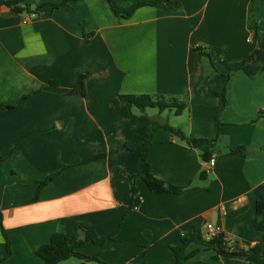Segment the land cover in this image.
<instances>
[{
  "label": "crops",
  "instance_id": "0c3cea01",
  "mask_svg": "<svg viewBox=\"0 0 264 264\" xmlns=\"http://www.w3.org/2000/svg\"><path fill=\"white\" fill-rule=\"evenodd\" d=\"M15 1L40 10L32 16L2 5ZM149 1L0 0V105L14 106L0 113V155L10 154L0 162V211L12 250L5 258L0 228L1 264H45L40 247L55 233L73 238L79 229L98 235V243L79 251L106 264H175L171 246L192 232L209 238L208 224L222 228L234 251L264 244L255 226L257 203L264 201V72L228 77L264 47V0L139 6ZM115 11L133 14L125 19ZM84 76L86 96L75 90ZM123 95L188 99L180 116L146 115L193 138L223 134L216 165L202 180L207 164L200 153L165 129L154 131L152 173L193 187L180 195L156 193L137 179V203L125 219L129 177L138 172L151 124L136 117L138 110L130 119L121 116ZM52 175L37 197L38 183ZM196 250L186 264H248L214 261L216 252L198 244L187 252Z\"/></svg>",
  "mask_w": 264,
  "mask_h": 264
},
{
  "label": "trees",
  "instance_id": "16d2710c",
  "mask_svg": "<svg viewBox=\"0 0 264 264\" xmlns=\"http://www.w3.org/2000/svg\"><path fill=\"white\" fill-rule=\"evenodd\" d=\"M111 1V0H108ZM165 0H154L149 2L140 3L139 6H161ZM169 1V0H168ZM21 1L4 3L2 5L8 6L12 8V10L16 12H24L28 11L31 15L38 14L40 7L36 9H31L29 7L20 8L19 4ZM0 5V6H2ZM61 4L60 6H63ZM59 6V7H60ZM58 7V6H57ZM42 8V7H41ZM117 15L123 16L125 19H128L132 16L133 11L128 12H118L115 11ZM196 52H199L204 60L209 61L211 64V56L208 53H205L202 48L197 47L195 49ZM214 69V67H213ZM217 71H213L215 74ZM237 72L243 73L245 76L254 79L259 74L264 72V47L257 48L251 58L245 60L238 67L231 69L228 73V77H231ZM213 75L209 76L212 77ZM86 78L84 76L78 86L76 87V92L81 94L82 96L87 95L86 90ZM215 95L222 96L225 99V93L215 92ZM122 110L121 116L124 118L130 119L135 117L134 110L140 111L141 115L136 116L138 119L143 120L145 122H149L151 124V132L149 137L143 138V149L140 152L139 157V166L138 172L135 175L129 177L130 185H131V196H132V204L130 209L125 213V219L131 211L134 209L138 196V188L135 185V181L137 179H142L149 189L152 192L156 193H168L173 195H180L190 190L193 185L189 184L186 187H176L171 184L166 183L165 181L159 179L155 174L151 171V166L149 163V151L152 145L151 135L157 129H165L171 134L173 140L185 143L191 149L197 150L200 153L201 158L204 162L210 161L215 153L218 151V146L220 140L223 136L222 132L218 134L215 139H204V138H193L187 135L183 130L174 128L170 126L168 123H159L154 118H151L146 115L148 109H156L160 113L163 112H174L176 116L182 115L189 106L188 99H179L177 97H167V96H135V95H123L120 96ZM226 102V100H225ZM14 106H6L0 105V113L13 109ZM261 117L264 118V111L261 113ZM232 154H239V152L234 150H229ZM245 155L246 153H240ZM10 157V154L0 155V162L7 160ZM103 157L102 155L94 157L92 160H96ZM207 171H204L200 174V178L202 180L207 179ZM56 175H52L48 177L46 180L39 182L37 197L40 191L51 183L55 179ZM257 217H256V229L264 234V201H259L257 203ZM0 228L3 231L4 237L7 241V255L5 258H8L11 253V244L8 239L7 231L3 227V214L0 211ZM117 231L114 233L116 234ZM98 235L94 231H85L84 229H79L78 234L70 238L63 233H55L50 242L40 247L37 251V254L45 261V264H61L62 262L69 260L71 258H77L83 261L88 262H97L99 264H106L101 262L98 258H90L83 255L79 249L85 246L88 242L92 241L94 243L97 242ZM112 238V235L107 237ZM191 244H198L205 247L207 250H214L216 255L213 260L217 261L222 257H227L231 259H242L245 260L248 264H264V244L258 243L255 246L249 249H241L239 251H234L231 240L224 234L221 233L217 236L210 237L204 239L201 235H197L195 232L186 234L182 237L181 245L171 246V249L175 255L176 262L175 264H186L192 257H194L199 251L196 250L192 253H188L187 249ZM2 261H0L1 264ZM198 264H213V263H198Z\"/></svg>",
  "mask_w": 264,
  "mask_h": 264
},
{
  "label": "built area",
  "instance_id": "2783aa9c",
  "mask_svg": "<svg viewBox=\"0 0 264 264\" xmlns=\"http://www.w3.org/2000/svg\"><path fill=\"white\" fill-rule=\"evenodd\" d=\"M32 16H34V14ZM216 162H217L216 158L213 157L210 161H208L206 163L207 164V166H206L207 167L206 168L207 173H210L213 170V168L216 165ZM226 214H227L226 211H223V215H226ZM207 229H208V233H209L210 237H214V236H217V235L223 233L221 227H217L213 224H208Z\"/></svg>",
  "mask_w": 264,
  "mask_h": 264
},
{
  "label": "rangeland",
  "instance_id": "374dc122",
  "mask_svg": "<svg viewBox=\"0 0 264 264\" xmlns=\"http://www.w3.org/2000/svg\"><path fill=\"white\" fill-rule=\"evenodd\" d=\"M137 111V110H136ZM147 112L151 115V116H154V115H156L159 111L158 110H154V109H148L147 110ZM168 114H164L163 116L165 117V118H167L168 116H167ZM171 124H173V125H175V126H180V123L178 122V120H177V118H175V116H172L171 117ZM182 123V122H181Z\"/></svg>",
  "mask_w": 264,
  "mask_h": 264
}]
</instances>
